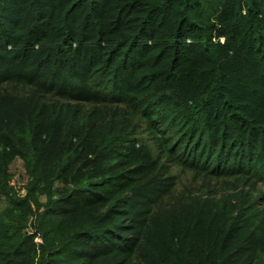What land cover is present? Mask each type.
<instances>
[{
  "label": "trees",
  "instance_id": "1",
  "mask_svg": "<svg viewBox=\"0 0 264 264\" xmlns=\"http://www.w3.org/2000/svg\"><path fill=\"white\" fill-rule=\"evenodd\" d=\"M1 203L0 264H264V0H0Z\"/></svg>",
  "mask_w": 264,
  "mask_h": 264
},
{
  "label": "rangeland",
  "instance_id": "2",
  "mask_svg": "<svg viewBox=\"0 0 264 264\" xmlns=\"http://www.w3.org/2000/svg\"><path fill=\"white\" fill-rule=\"evenodd\" d=\"M10 171L11 173L13 174V180L15 181V183L18 185L22 184V183H26L27 181V177H26V173L24 171V168H23V164L22 162L17 159L15 162H13V164L10 166ZM180 181L182 184H186V185H189V184H193V186H198L200 183H197L194 184L192 181H190L189 179L192 177L191 174H185L184 176L183 175H180ZM222 186H225L223 185L222 183H216L214 181L211 182V185L210 187L215 190V191H218L219 193H221L220 191L222 190ZM3 204L1 203L0 204V207H2Z\"/></svg>",
  "mask_w": 264,
  "mask_h": 264
},
{
  "label": "clouds",
  "instance_id": "3",
  "mask_svg": "<svg viewBox=\"0 0 264 264\" xmlns=\"http://www.w3.org/2000/svg\"><path fill=\"white\" fill-rule=\"evenodd\" d=\"M13 181V180H12ZM15 182V181H14ZM22 184H24V183H22ZM22 184H20V185H18L17 186V184L15 183V185H13V186H17V188H20V186L22 185ZM24 192V193H23ZM20 194H25V190L24 189H22L21 191H20Z\"/></svg>",
  "mask_w": 264,
  "mask_h": 264
},
{
  "label": "built area",
  "instance_id": "4",
  "mask_svg": "<svg viewBox=\"0 0 264 264\" xmlns=\"http://www.w3.org/2000/svg\"><path fill=\"white\" fill-rule=\"evenodd\" d=\"M11 185H15V182H14V180L13 181H11ZM24 193V192H23Z\"/></svg>",
  "mask_w": 264,
  "mask_h": 264
}]
</instances>
